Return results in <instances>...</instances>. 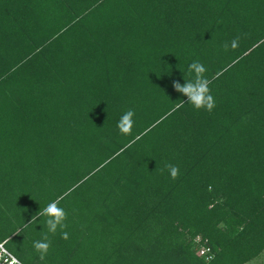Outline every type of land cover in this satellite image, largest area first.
<instances>
[{
	"label": "trees",
	"instance_id": "obj_1",
	"mask_svg": "<svg viewBox=\"0 0 264 264\" xmlns=\"http://www.w3.org/2000/svg\"><path fill=\"white\" fill-rule=\"evenodd\" d=\"M195 60L211 112L175 107ZM57 198L66 228L29 223ZM0 245L21 264L262 257L264 0H0Z\"/></svg>",
	"mask_w": 264,
	"mask_h": 264
},
{
	"label": "clouds",
	"instance_id": "obj_2",
	"mask_svg": "<svg viewBox=\"0 0 264 264\" xmlns=\"http://www.w3.org/2000/svg\"><path fill=\"white\" fill-rule=\"evenodd\" d=\"M241 37L238 35L234 37L230 42H225L222 47L225 51L229 50V47L235 49L239 46ZM207 69L203 63L199 60L191 62L188 66L189 79H185L184 83L181 84L179 81H173V89L182 94L187 98V103L183 100H179V103L175 105L178 109L184 104H191L196 110L204 109L211 112L215 108V98L211 95L210 83L211 81L205 76ZM135 112L133 109L126 110L117 122V129L121 135H128L134 125ZM164 169H167L170 177L176 179L179 175V167L171 163H166ZM161 169V172L164 171ZM60 198H57L49 202L43 209L36 213L29 223H34L37 221V217H45L44 225L49 233L55 234L57 229H64L67 225L64 223L67 217L65 210L59 206ZM61 238L67 240L69 234L66 231H61ZM51 246V241L49 240L47 234L42 240L34 241L33 247L40 254V258L44 259L49 248Z\"/></svg>",
	"mask_w": 264,
	"mask_h": 264
},
{
	"label": "built area",
	"instance_id": "obj_3",
	"mask_svg": "<svg viewBox=\"0 0 264 264\" xmlns=\"http://www.w3.org/2000/svg\"><path fill=\"white\" fill-rule=\"evenodd\" d=\"M1 248V253H0V258L3 257V254L8 255L10 257V260L6 258L5 260L8 261V264H21L12 254L8 253V251L0 245ZM205 250L201 251V253H204Z\"/></svg>",
	"mask_w": 264,
	"mask_h": 264
},
{
	"label": "rangeland",
	"instance_id": "obj_4",
	"mask_svg": "<svg viewBox=\"0 0 264 264\" xmlns=\"http://www.w3.org/2000/svg\"><path fill=\"white\" fill-rule=\"evenodd\" d=\"M246 264H264V252H263V256L259 257L257 259H254Z\"/></svg>",
	"mask_w": 264,
	"mask_h": 264
}]
</instances>
